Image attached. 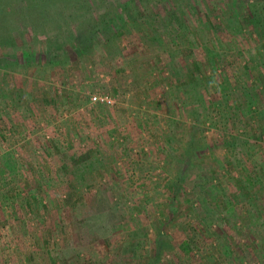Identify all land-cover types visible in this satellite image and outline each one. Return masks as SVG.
<instances>
[{"label":"rangeland","instance_id":"374dc122","mask_svg":"<svg viewBox=\"0 0 264 264\" xmlns=\"http://www.w3.org/2000/svg\"><path fill=\"white\" fill-rule=\"evenodd\" d=\"M221 8L209 15L210 26L219 23ZM195 17L186 19L193 30L200 26ZM199 38L196 49H179L163 34L147 39L131 29L91 55L66 43L63 66L33 59L0 68V264H155L150 244L159 238L161 264H202L211 254L219 264H264L261 238L246 224L264 221L261 176L248 188L252 199L234 184L243 168L264 171V85L256 83L251 112L234 116L227 133L216 112L192 120L187 109L195 95L175 68L186 65L190 51L204 59L209 38ZM224 64L207 71L217 104L223 80L249 91L255 84ZM104 96L113 106L92 101ZM254 126L256 141L245 133ZM193 131L201 147L196 162L214 173L206 196L213 219L200 222L207 230L198 251L205 253L184 251L193 224L188 196L182 191L168 201ZM244 138L243 151L230 145Z\"/></svg>","mask_w":264,"mask_h":264},{"label":"trees","instance_id":"16d2710c","mask_svg":"<svg viewBox=\"0 0 264 264\" xmlns=\"http://www.w3.org/2000/svg\"><path fill=\"white\" fill-rule=\"evenodd\" d=\"M212 2L210 5H203V0H0V68L9 67L14 61L18 66L20 61L27 65L30 64L29 61L33 62V59L37 60L36 64L63 66L69 61L66 43L71 45L78 55H91L99 46L108 47L106 45L114 41L119 34L127 33L131 29L139 30L147 39H155L157 33L163 34L177 42L174 48L184 45L189 49H196L201 43L199 37L202 34L209 38V47L203 50L204 59L198 60L195 52L190 51L186 65H177L175 72L177 75L181 74L179 81L184 79L183 82H187L195 95L191 108L187 109L188 117L197 121L202 116L208 117L210 113L216 112L219 119L216 125L223 126L227 133L234 116L244 110L251 112L254 106L252 92L255 93L253 89L256 83L259 82L261 87L264 85V0ZM218 3L220 5L217 7ZM220 7L221 16L216 18L219 23L210 26L209 15H214L213 11ZM194 16L200 24L197 30H193L186 20H192ZM195 31L198 33L195 34ZM243 36L247 37L248 44L242 41ZM17 44L20 45L19 51L14 50ZM30 46L37 47L39 52H31ZM221 62L230 67L231 71H244L255 84L249 91L248 87L239 89L236 85L232 86L229 80H223L220 84H223L222 97L217 104L209 96L215 89L213 76H209L207 71ZM258 127L254 126L252 131L245 130L247 137L250 136L252 141L259 140L261 133ZM246 142V138L237 142L233 139L230 145H236L237 151L241 152L245 149ZM199 143L200 140L193 131L187 156L176 165L173 184L168 188V201L176 200L182 191L188 196L184 198V205L186 204L188 212L193 214V224L185 230L184 251L187 253L193 250L205 253L198 251L201 247L199 244L204 242L202 231L207 230V227L202 228L200 222L203 217L213 219L207 207L206 196L207 185L214 173L202 170L196 162L199 158L196 156L197 152L201 149ZM231 158L233 161L237 157L232 154ZM258 174L261 176L260 183L264 190L263 170L255 174L252 172L251 175L243 168V174L234 180L238 191L247 193L244 195L246 200L247 197L252 199L249 197L252 194L248 192V188L256 183ZM185 181L190 183L189 187L183 186ZM236 195L237 193L234 196ZM168 210L173 216L178 211L173 205ZM256 219L253 217L246 221V224H252L264 249V221L260 218L259 222H256ZM229 221L236 227V221ZM162 241L159 238L150 244L152 263L161 264L158 257L163 251ZM211 256L201 258L200 261L202 264L203 260L205 264H219V259H212Z\"/></svg>","mask_w":264,"mask_h":264},{"label":"built area","instance_id":"2783aa9c","mask_svg":"<svg viewBox=\"0 0 264 264\" xmlns=\"http://www.w3.org/2000/svg\"><path fill=\"white\" fill-rule=\"evenodd\" d=\"M92 101L102 104L104 106H113V101L107 96H104L103 98L93 97Z\"/></svg>","mask_w":264,"mask_h":264}]
</instances>
